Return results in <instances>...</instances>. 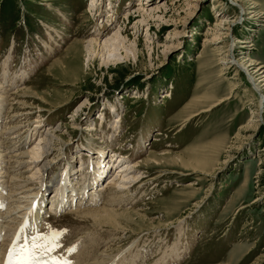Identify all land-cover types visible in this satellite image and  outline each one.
Listing matches in <instances>:
<instances>
[{"label": "rangeland", "instance_id": "1", "mask_svg": "<svg viewBox=\"0 0 264 264\" xmlns=\"http://www.w3.org/2000/svg\"><path fill=\"white\" fill-rule=\"evenodd\" d=\"M95 1L0 0V167L14 195L1 214L53 181L34 225L23 210L7 225L0 264L49 224L67 229L56 254L71 264H264V85L221 62L233 42L246 68L264 66V0ZM101 152L119 160L94 183ZM123 162L135 178L107 205ZM68 171L80 194L54 210ZM102 206L129 214L117 226L82 211Z\"/></svg>", "mask_w": 264, "mask_h": 264}, {"label": "bare ground", "instance_id": "2", "mask_svg": "<svg viewBox=\"0 0 264 264\" xmlns=\"http://www.w3.org/2000/svg\"><path fill=\"white\" fill-rule=\"evenodd\" d=\"M95 0H92V2H91V4L89 5L90 7L91 6H95L94 4H95ZM259 17H261V15L259 16ZM129 18V17H128ZM254 19H256V18H254ZM261 19V18H260ZM226 25L224 26L225 27V30H227V32L229 31H231V30H233V27H232V24L231 23H233V21H228L227 19L226 20H224L223 21ZM216 25V24H215ZM113 39H115V38H113ZM112 38L110 39V40H107L102 46H101V50H105V49H107V51H108V53L110 54V52H113L114 50H116V48H117V45H119V43L118 44H116L117 42L115 41V40H113ZM91 42L88 44V46H90V45H92V51L93 52H95V48H99V46H100V44H99V42H98V39L97 38H94L93 40H90ZM247 41L246 40H244V39H237L234 43H237V44H240V43H242V46H240V50H241V54H243L244 56H247V55H245V54H247L248 53V46H247V43H246ZM233 42L232 43H230L229 44V53H227V54H225L224 56H223V60H221V62L223 63V64H225V65H229V64H231V65H235L236 67H238V68H241V69H245L246 71H247V74H248V76H249V80H250V82L252 83V85H254V89L255 90H257L258 92H259V90H260V87H259V82H262L263 81V84L262 85H264V66L263 65H260V64H258L257 62H255L254 60H250V62L247 64L249 67L248 68H246V66H244L243 64V62H242V59L244 58V57H240V58H237L236 59V56L235 55H233ZM239 47V46H238ZM118 49V48H117ZM242 55V56H243ZM225 68V67H224ZM227 68V67H226ZM225 68V69H226ZM230 69V68H229ZM260 80V81H258V82H256L257 80ZM261 86V85H260ZM1 88H3L2 86H1ZM2 90V89H1ZM261 91V90H260ZM2 92V91H1ZM0 92V93H1ZM3 93V92H2ZM261 94V93H260ZM261 95H263V93L261 94ZM0 96H1V94H0ZM2 97V96H1ZM1 97H0V99H1ZM4 98V97H3ZM261 100L262 99H260V102H261ZM3 101V100H2ZM196 103V102H195ZM209 109H206V111H208ZM1 112V111H0ZM0 117H1V114H0ZM92 129V128H91ZM2 139L3 138H1L0 137V140H1V142H0V147H2L3 146V141H2ZM45 138L43 137L42 138V140H44ZM42 146L40 147L41 148V152L43 151V150H45L46 149V147H47V144L45 143V142H43L42 141ZM48 150H49V148H47ZM0 151H2V150H0ZM99 151H101V150H99ZM40 152V151H39ZM40 152V153H41ZM30 152H28V154H29ZM3 153H1L0 152V157H2L3 155H2ZM25 154H27V153H25ZM33 154H35L34 155V157H36V154H38V152H36L35 151V153H33ZM33 154H31V155H33ZM43 154H45V153H43ZM165 155V153L164 154H152V155H150L151 156V158H145L144 159V162L145 163H148V162H151V160L154 162V161H156V157L157 156H164ZM38 156H40V154L38 155ZM101 161H100V164L99 163H97V165H99L98 166V170L96 171V173H92V175L93 176H95L94 177V183L97 181V179L96 178H98V177H100V176H102L103 175V172L105 171V169H111L113 166H114V164L112 163L113 162V160H115L116 162H117V160H119L118 158H119V156H117L116 155V153L115 154H113V156L112 157H110L109 159H106L107 157H105V158H103V153L101 152ZM46 158H48V153L47 154H45V155H43V157H42V159H41V161H43V160H45ZM40 159V158H39ZM23 161H25V160H23ZM35 161V160H34ZM123 161V160H122ZM38 162V161H37ZM44 162V161H43ZM47 163H49V162H45L44 164H43V166H42V168L44 167V166H46L47 165ZM109 163V164H108ZM109 166H108V165ZM132 164V163H131ZM38 165L39 164H37V167H38ZM116 165V164H115ZM102 166H103V168H102ZM108 167V168H105V167ZM4 166H1L0 167V187H1V190L3 189V186L5 185V180H6V177L4 176L5 175V172H6V170L5 171H3L2 169H4L3 168ZM135 167V163H133L132 165H130V163H126V162H123L121 165H118V167L116 168V170L108 177V178H111L112 177V175H115V176H113V178H112V180H109V183H108V185L106 186V187H104V188H102V196H101V198L103 199V193H105V191H109V190H111L110 191V193H108V195H106V196H104V202H106V204L107 205H114V203L118 200V199H123L124 197H123V191L121 190L122 188H123V186H125L127 183H129L130 181H133L134 180V178H135V175L134 174H132V172L134 171V168ZM138 167V166H137ZM136 168V167H135ZM6 169V168H5ZM94 171H95V168H94ZM72 172L73 171H68L65 175H63V177L61 178V181L59 182V183H57V194L55 195V196H53V199H54V202L52 203V207H54V210H56V209H58L59 207H63L67 202L69 203V202H71L72 200H73V195H75V196H77L78 195V193H79V191H77L76 190V185H73V183H74V181H73V178H71V177H73V175H75V173H73L72 174ZM8 174V173H7ZM80 175H82V176H84L85 177V174H83V172L80 174ZM107 178V179H108ZM106 179V180H107ZM53 182V181H52ZM52 182L50 181V182H45L44 183V185H43V189H42V192L40 193V195L39 194H37L38 192L36 191L34 194H33V196H32V198H31V200H30V203H28V202H26V204L24 203V201L22 202V200H21V203H20V201H19V205H17L16 203H14L15 205L13 206V209L11 208V207H7L8 209H6L5 211H2V214L4 215V216H8V222L6 221V217H4V216H2V214H1V210H2V208H0V222L2 223V224H5V226H1L0 225V245H2L1 243H4L3 241H1V240H3L2 238L6 235L7 236V234L9 233V227H7V225L9 224V223H11V221H15V222H17L18 223V221L19 222H21L22 221V218H23V215L27 212V213H29L30 212V214H29V218H28V220H27V222H26V225L28 224V226H29V224L30 223H32L33 225H34V223H35V219H36V217H38V213L41 211V209H42V203L45 201L44 200V197H45V194H46V192L49 190V188H50V184H52ZM112 182V183H111ZM88 184V183H87ZM113 185H116V186H118V187H120L121 189L120 190H116L115 189V187H113ZM4 187H7L8 188V193L6 194V195H4L3 194V191H0V206L1 205H3L4 204V201H5V199L7 200V199H10L11 198V196H14L13 195V189H10V185L9 184H7V185H5ZM86 187H87V185H85V183L83 182V185L81 186V188H82V194H84V192H85V190H86ZM126 187V186H125ZM95 190H94V192H96V190H97V188L95 187L94 188ZM124 190V189H123ZM126 190H127V188H126ZM72 192H74V194L72 193ZM77 192V193H76ZM87 192V191H86ZM67 193H69V194H67ZM71 193V194H70ZM80 194V193H79ZM81 194V195H82ZM93 195V194H92ZM99 195H100V193H97L96 192V194L95 195H93L92 196V198H90V203L92 204V203H94V202H98V200L100 199L99 198ZM68 196H70L71 197V200L70 199H67L68 198ZM5 198V199H4ZM76 199H77V197H75ZM82 198H79V200L78 201H80ZM14 200V199H13ZM11 202V201H10ZM74 203V207L76 206V200L74 199V202H72V204ZM103 203V202H102ZM33 204V206H34V204H36V211H35V213H33V212H31L30 210L33 208V206L30 208V210L29 211H27V209L29 208V206L30 205H32ZM105 204V203H104ZM24 205H26V206H24ZM92 205H94V204H92ZM112 205V206H113ZM71 207V205L70 206H68V208H70ZM23 210V212L25 211V213H21L20 214V211H22ZM71 210V209H70ZM84 213H88L89 215H91L92 217H94L93 218V220L95 221V222H98V223H103V224H105V223H107L108 225H117L118 226V220H117V218L118 217H126L125 215L126 214H129V210H124V211H118V210H115V209H107V208H105V206H102V208L101 207H99V208H88V209H84V210H82ZM82 214V213H81ZM90 217V216H89ZM16 219H19V220H16ZM21 219V220H20ZM24 221H25V219H23ZM93 222V221H92ZM94 222V223H95ZM19 224V223H18ZM9 226V225H8ZM4 231V232H3ZM1 232H3V234H1ZM8 232V233H7ZM11 232H13V230L11 231ZM7 233V234H6ZM14 233V232H13ZM13 233H11V235H13ZM15 234V233H14ZM18 234V233H17ZM19 235V234H18ZM21 236V235H20ZM11 238L12 237H10V239H9V241L11 240ZM15 238H16V236H15ZM4 241H5V239H4ZM8 241V240H7ZM5 244H6V242H5ZM6 249V248H5ZM91 264H93V262L91 263Z\"/></svg>", "mask_w": 264, "mask_h": 264}, {"label": "snow or ice", "instance_id": "3", "mask_svg": "<svg viewBox=\"0 0 264 264\" xmlns=\"http://www.w3.org/2000/svg\"><path fill=\"white\" fill-rule=\"evenodd\" d=\"M30 211L35 213V205ZM45 228L46 231L36 228L35 234L29 236L22 245L17 243V236L8 249L4 264H71L56 254L57 250L62 248L60 238L67 229L53 228L50 224ZM68 250L74 251L72 248Z\"/></svg>", "mask_w": 264, "mask_h": 264}]
</instances>
